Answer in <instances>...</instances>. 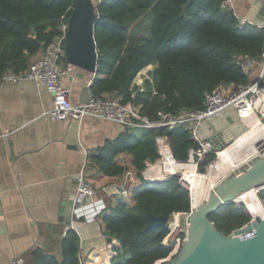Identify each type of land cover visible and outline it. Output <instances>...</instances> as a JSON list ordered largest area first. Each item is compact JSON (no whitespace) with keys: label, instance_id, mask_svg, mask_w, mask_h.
<instances>
[{"label":"trees","instance_id":"1","mask_svg":"<svg viewBox=\"0 0 264 264\" xmlns=\"http://www.w3.org/2000/svg\"><path fill=\"white\" fill-rule=\"evenodd\" d=\"M223 1L100 0L94 25L99 58L93 92L100 96L116 92L123 102L140 104L142 113L155 119L182 107L204 108L207 92L249 82L235 56L259 57L264 29L241 24L233 8L222 7ZM76 5L77 0H0V77L7 69L18 73L27 69L32 56L46 50L62 33V21L68 22ZM154 62L155 90L148 81L145 90H138L133 97L135 77ZM159 134L168 136L180 160H187L191 149L200 148L183 125L128 127L115 139L107 140L93 157L103 174L121 175L131 166L140 178L131 200L120 196L105 208L108 212L103 221L108 236L117 238L130 251V256L121 261L116 259L117 253L111 264H161L181 248L183 233L174 235L164 226L147 228L149 213L171 216L191 208V191L180 182L179 174L163 182L142 178L148 162L159 156ZM214 157V152L208 153L200 162L201 168L204 170ZM258 195L264 203V188ZM211 218L219 230L231 233L251 215L243 203L230 202ZM61 243L60 257L36 247L30 252L29 263L81 264L77 230L68 229Z\"/></svg>","mask_w":264,"mask_h":264},{"label":"crops","instance_id":"2","mask_svg":"<svg viewBox=\"0 0 264 264\" xmlns=\"http://www.w3.org/2000/svg\"><path fill=\"white\" fill-rule=\"evenodd\" d=\"M233 3L239 16L248 17L253 10L252 0ZM44 51L33 55L31 62ZM65 62L62 58L63 65ZM156 67L154 62L142 73L150 70L154 74ZM95 77V72L78 66L61 81L72 85L73 103H82L88 101V86ZM52 106V93L33 80H0V264H12L17 257L30 264V252L36 247L60 257L62 239L70 228L79 233L84 264H111L115 251L103 221L108 209L100 210V198L108 205L120 195L105 196L101 190L113 187L125 174H103L93 157L124 127L94 116L81 121L52 119L47 113ZM81 176L97 193L75 211L71 226L69 201L78 190Z\"/></svg>","mask_w":264,"mask_h":264},{"label":"built area","instance_id":"3","mask_svg":"<svg viewBox=\"0 0 264 264\" xmlns=\"http://www.w3.org/2000/svg\"><path fill=\"white\" fill-rule=\"evenodd\" d=\"M100 0H97L95 6ZM222 7H230L234 9L233 0H224L221 3ZM235 10V9H234ZM97 14V11H96ZM240 23H251L260 26L264 29V20L259 23L255 22L249 17H242L237 14ZM64 17V16H63ZM68 22L62 21V33L58 35L55 40L49 44L44 51L42 57L31 62L29 67L24 71L18 73L12 69H7L0 80H13L21 82L24 79L33 80L38 86H44L53 95V106L47 111L52 119L73 118L83 120L86 116H94L100 119L110 120L122 125L125 128H162L173 127L176 125H183L190 131L192 137L199 142L200 148L198 151L191 149L190 157L183 161L178 159L171 148L170 141L167 135L159 134L156 136V145L159 156L153 162H148L147 167L142 171V178L145 181L163 182L174 174L180 175V182L187 186L192 192V187L189 184L184 172L180 170L181 164L192 162L195 164L197 171L200 170V162L206 157L208 153L214 152L217 154V160L214 158L210 165L219 160L220 152L230 147L235 143L241 135L249 133L252 125L244 121L242 110L249 109L259 118V121L264 124V44L263 50L259 57H252L248 54H239L235 56L236 61L241 66L242 70L249 77V82L244 84L231 83L216 87L214 90L206 93L204 108L182 107L177 112H166L161 117L152 119L141 111L140 104L133 102H123L122 97L116 92H107L104 95H97L89 88V99L82 103H73L72 101V85L64 84L61 81L63 75H68L72 70L78 68L77 65L69 62L65 53V40L68 37ZM65 56V65L62 64V58ZM151 65V64H150ZM149 66V65H148ZM146 68V67H145ZM143 70V69H142ZM142 70L135 77L132 84V96L135 97L138 90H145V81H150L155 90V76L150 70L142 73ZM235 107L238 118L243 122L245 131L237 136L231 143L221 149H214V142L212 134L216 135L219 141L222 140L221 131L229 127L230 123L226 114L230 115L235 120V115L230 107ZM227 117V118H226ZM215 118H219L217 121ZM215 119L211 125L212 132L208 129L207 135L202 134L203 124L207 121ZM224 129V130H223ZM257 150L264 151V138L257 143ZM256 150V151H257ZM124 164H128L125 157L122 158ZM168 161V163H167ZM170 161V162H169ZM187 161V162H186ZM175 165V168L172 167ZM168 165L170 167H168ZM209 165V166H210ZM207 166V165H206ZM200 172V171H199ZM123 178L116 182L113 187H103L101 192L105 196H114L119 194L122 197H130L135 185L140 181L136 172L129 168ZM261 190V188L259 189ZM259 192V191H258ZM97 190L89 184L83 176L80 177L79 187L77 190V200L83 201L86 196L93 198ZM192 197V196H191ZM102 200L101 211L107 207V204ZM237 204H247L239 198L234 201ZM194 204L193 198L191 200V208ZM174 213L180 218L182 213ZM179 226V224H178ZM170 228L174 235L176 233H183L185 238V229L182 227ZM24 258L17 257L12 259V264H23ZM81 264H84L83 258L80 256Z\"/></svg>","mask_w":264,"mask_h":264},{"label":"water","instance_id":"4","mask_svg":"<svg viewBox=\"0 0 264 264\" xmlns=\"http://www.w3.org/2000/svg\"><path fill=\"white\" fill-rule=\"evenodd\" d=\"M252 6L253 10L248 17L257 23L264 20V0H252ZM96 18L93 0H77V5L69 18V40L65 46L69 62L95 73L98 70L99 58L94 30ZM230 109L235 115V120L224 111L230 125L221 131L223 137L221 141L211 133L214 149L225 147L246 129L239 120L235 107L231 106ZM215 119L203 124V135L209 133L208 129L212 132L211 125ZM251 188H256L257 194L260 188H264V151L261 150L247 155L237 172L217 180L208 188L207 197L201 203L190 212L180 215L178 227L185 229V238L179 252L161 264H264V215L253 216L250 213L251 219L231 233L219 230L211 218V214L217 212L224 204L234 202L236 198H246ZM76 195L77 191L69 201L68 224L71 226L75 211L83 203L92 200L86 196L83 201H79ZM191 196L193 198L192 192ZM148 216L147 228L154 226L171 228V216H157L153 213H149ZM108 240H111V237H108Z\"/></svg>","mask_w":264,"mask_h":264},{"label":"bare ground","instance_id":"5","mask_svg":"<svg viewBox=\"0 0 264 264\" xmlns=\"http://www.w3.org/2000/svg\"><path fill=\"white\" fill-rule=\"evenodd\" d=\"M242 113L244 121L252 125V130L238 137L237 141L230 147L223 149L220 152L219 160L208 166V172L203 173L197 171L195 164L192 162L179 165V169L184 172L192 187L195 205L201 203L207 197L208 188L213 186L222 174L239 166L247 155L255 152L257 150L256 143L264 138V124L259 121V118L254 112L245 109L242 110ZM254 138L255 140H252ZM171 166L175 168V165L173 166L172 164ZM168 167L170 166L168 165ZM239 200L247 204L246 208L253 216L264 215V204L258 196L256 188H251L250 194L246 198H239ZM170 224L173 229L178 226L179 218L176 214L171 216Z\"/></svg>","mask_w":264,"mask_h":264},{"label":"rangeland","instance_id":"6","mask_svg":"<svg viewBox=\"0 0 264 264\" xmlns=\"http://www.w3.org/2000/svg\"><path fill=\"white\" fill-rule=\"evenodd\" d=\"M94 1V3H96L97 2V0H93ZM144 27H146V24H145V26ZM216 160H217V154L215 153V157H214ZM213 158V159H214ZM212 159V160H213ZM211 160V161H212ZM188 161V160H187ZM186 161V162H187ZM210 161V162H211ZM210 162L207 164V166H205V169L203 170L202 168H201V166H200V172H203V173H206V172H208V166L210 165ZM240 166V165H239ZM239 166H236V167H234L233 169H231V170H229V171H227L226 173H224V174H222L217 180H220V179H222V178H224V177H227V176H229V175H231L232 173H234V172H237L238 170H239ZM180 175H181V173H179ZM131 196L130 197H128V198H126V199H128V201L129 200H131ZM263 202V201H262ZM244 204V203H243ZM264 204V203H263ZM245 205V204H244ZM245 208H246V205H245ZM247 209V208H246ZM247 211H248V209H247ZM248 213L250 214V212L248 211ZM251 215V214H250ZM177 234H179V233H176V235ZM110 244H112V247L114 248V251H115V255H117V253H118V256L116 257V259L117 260H125L127 257H129L130 256V251L127 249V248H125V247H123L121 244H120V241L117 239V238H114L112 241H111V243ZM116 249V250H115ZM91 262H94L93 260H91ZM97 263L98 264H108V262L107 263H104V262H99V261H97Z\"/></svg>","mask_w":264,"mask_h":264}]
</instances>
